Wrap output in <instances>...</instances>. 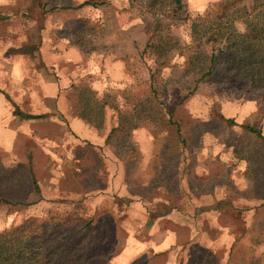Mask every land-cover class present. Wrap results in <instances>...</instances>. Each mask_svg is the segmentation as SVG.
I'll use <instances>...</instances> for the list:
<instances>
[{
    "label": "rangeland",
    "instance_id": "1",
    "mask_svg": "<svg viewBox=\"0 0 264 264\" xmlns=\"http://www.w3.org/2000/svg\"><path fill=\"white\" fill-rule=\"evenodd\" d=\"M183 1L180 13L174 0H0V89L15 97L27 112L52 110V115L59 117L54 111L69 105L75 116L80 115L92 127L106 131L112 145V161L122 158L131 176H154L148 187L138 180L128 181L134 194L161 195L154 189L160 184L172 193L179 185V168L190 174L194 185H199L192 174L194 168L199 158L220 152L217 143L227 148L221 155L234 161L231 171L236 169L235 158L239 155L254 156L260 173L258 191L262 203L257 207L253 227L240 228V221L230 219L232 214L225 215L228 225H238L230 234L232 238L237 236L235 242L239 243H216L213 253L203 250L197 257L203 260L210 256L211 264H251V258L257 257V264H264V140L243 127L251 125L264 134L261 92L224 87L207 77L200 79L198 68L208 66L215 47L206 38L196 40L191 30L192 23L200 17L216 20L225 14L223 20L234 19L242 31L245 9L264 0ZM214 44L218 47L219 43ZM118 62L121 66L114 71L112 65ZM58 91L65 95L63 105L47 97ZM44 93L46 100L40 99ZM248 104L254 113L244 116L241 110ZM227 118L236 123H229ZM34 124L31 128L37 134L63 137L60 127L53 123ZM69 136L64 144L71 148L72 158L79 159L51 166L63 171L57 187L70 196L104 189L109 183L103 173L108 154L89 145L81 146ZM27 138L21 137L22 158L28 152L37 154L40 171L34 176L48 180L54 173L46 169L49 160L44 148ZM210 143L216 149L202 153ZM232 148L237 154L231 152ZM58 151L62 153L63 149ZM3 159L0 152L1 162ZM31 167L30 161L13 167L0 165V193L9 200L25 203L0 204L3 241L11 229L16 231L15 243L22 242L27 235L36 241L47 235L51 241L75 230L79 232V246L75 248L78 253L85 252L84 244L94 236L98 251L109 253V264L112 255L122 251L119 242L127 235L122 213L112 211V198L103 196L97 201L93 194L78 201L64 199L63 204L36 207L28 203L38 198L30 178ZM210 168L216 174L221 171L217 161ZM10 169L15 174L9 173ZM32 190L35 192L31 195ZM171 193L169 199L173 203ZM90 221L92 228L87 232L84 226ZM55 223L59 226L53 230ZM53 232L56 234L51 235ZM211 235L220 238L217 230H212ZM254 241L262 247L255 249ZM50 256L55 260L54 255Z\"/></svg>",
    "mask_w": 264,
    "mask_h": 264
},
{
    "label": "crops",
    "instance_id": "2",
    "mask_svg": "<svg viewBox=\"0 0 264 264\" xmlns=\"http://www.w3.org/2000/svg\"><path fill=\"white\" fill-rule=\"evenodd\" d=\"M46 66L47 64L43 67ZM120 66L121 62L115 63L112 65V69L118 70ZM46 94L40 96V99L44 97L43 100H46L48 95V98L60 101L63 105L65 100L63 92ZM33 99H36V93L33 94ZM68 107L64 105L54 111L59 113V117L52 115V110L43 113L27 112L23 107H20V103L15 97L0 89V152L4 154L0 165L13 167L19 163L30 161L32 166L30 171H34L31 172L30 178L32 177L34 188V182L37 183L38 190L36 188L35 190L38 198L30 200L28 203L36 207L63 204L65 203L64 199L78 201L93 194L97 196V201L103 196L112 198V211L115 214L122 213L123 226L127 235L119 242L123 246L122 251L114 253L109 264H155V262L158 264H181V261L183 264H211L210 256L200 260L197 253L204 250L211 254L216 243L232 245L237 238V236L231 237L230 230L238 225H228L229 218H225V215L232 214L233 217L230 219L240 221V228L253 227L252 222L256 221L257 207L262 203L258 191L260 173L257 170L254 156L239 155L238 159L235 158L236 169L231 171L230 165L234 161L229 162V158L226 159L222 156L225 154L224 150L227 152V148L223 143H217L220 145V152L209 155V157L199 158V162L194 168L192 174L194 180L199 181V185H194L190 174L182 173L179 168L177 175L179 185L173 189L172 193L169 187L164 188L165 184H160L154 189L156 192L160 191L161 195L157 193L150 196L134 194L130 190L128 181L138 180L142 182L141 185L148 187L154 176L146 179L129 175L128 168L122 158H113L112 161V145L108 140L109 134L92 127V123L88 119L80 115L75 116L72 108ZM241 111L244 116H250L254 113V108L252 111L251 104H248ZM34 123H53L60 127L63 137L54 138L44 136L42 133L37 134V131L31 128L32 125H35ZM88 126L93 128V131H97L93 132ZM69 134L75 143L81 146L89 145L108 154L107 167L103 173L108 176L109 183L104 189L76 192L70 196L66 191L57 187V182L63 175V171L58 172L57 169H51V166L53 164L57 166L66 160L77 161L79 159L78 157L72 158L71 148L64 144L67 143ZM22 136L28 137L27 141H35L36 145L44 148L49 160L46 169L49 168V171L54 173L48 180H41L37 175L34 176V173L40 171L35 157L37 154L28 152V156L22 158L20 153ZM94 136L95 138L91 139ZM205 147L206 149L202 153L206 151L210 153L211 149H216L211 143ZM58 149H63V152L60 153ZM232 149L233 154L238 152L234 148ZM214 161H217L221 166V171L218 174L210 168ZM49 188L50 192L47 191ZM35 190H32L30 194L32 195ZM170 193L174 198L173 203L169 199ZM13 201L22 202L24 200ZM212 230H217L220 238L226 236L228 240L215 239L216 236L211 235ZM143 231L145 234L142 235ZM229 237H231L230 242Z\"/></svg>",
    "mask_w": 264,
    "mask_h": 264
},
{
    "label": "trees",
    "instance_id": "3",
    "mask_svg": "<svg viewBox=\"0 0 264 264\" xmlns=\"http://www.w3.org/2000/svg\"><path fill=\"white\" fill-rule=\"evenodd\" d=\"M174 4L181 13L184 9V1L174 0ZM245 11L247 16L244 22L245 28L242 31L236 27L234 19L226 17V20H223L225 14L217 16L216 20L200 17L199 20L192 23L191 30L196 40L206 38V41L215 47L208 58V66L204 69L199 67L198 70L201 74L200 79L207 77L224 87H240L246 89V92H250L252 88L260 91V105L264 110V2L256 3L252 9L249 6ZM214 43H219L218 47ZM226 120L229 123H236L233 119ZM243 127L264 140V134L254 126L243 125ZM8 172L13 174L14 169H10ZM34 185L38 190L36 182ZM1 201L11 205L25 204L20 201L7 200L0 193ZM53 225V230L59 226L58 223ZM91 228L92 221L84 226V229L88 230L87 232ZM71 233L66 236H58L51 241L48 240L47 235L42 241H36L33 236L27 235L22 242L15 243L16 231L11 229L6 241H3L0 235V264H106V257L109 253L102 254L101 251H98L94 236L90 237V242L84 244L86 250L81 254L75 249L79 246L76 237L79 232L74 230ZM52 234H56V232ZM75 237L77 241L73 239ZM103 238L104 236L100 237L102 241ZM252 244L255 249L262 247L256 241ZM36 251L39 252L36 254ZM253 252L256 251L253 250ZM42 255L47 258L38 260L37 257ZM50 255H54L55 260H51ZM258 260L257 257L251 258V264H257Z\"/></svg>",
    "mask_w": 264,
    "mask_h": 264
}]
</instances>
